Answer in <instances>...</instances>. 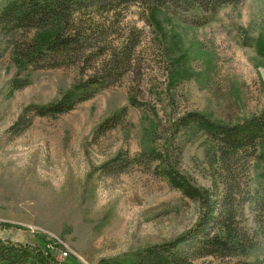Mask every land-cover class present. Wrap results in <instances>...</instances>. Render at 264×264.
<instances>
[{"label":"rangeland","instance_id":"374dc122","mask_svg":"<svg viewBox=\"0 0 264 264\" xmlns=\"http://www.w3.org/2000/svg\"><path fill=\"white\" fill-rule=\"evenodd\" d=\"M138 12L129 7L120 24L141 32L132 70L55 117L32 116L27 108L60 100L77 70L27 69L19 76L28 83L10 91L16 67L8 53L0 58V236L47 241L56 259L62 248L67 255L59 264H116L191 228L196 204L153 167L127 158L139 153L141 141L168 147L181 173L209 186L203 136L174 133L173 120L197 111L234 122L264 110V0L226 5L201 26L161 14L160 31ZM121 108V123L97 133ZM263 170L264 163L250 165V188L258 189ZM244 216L254 230L250 204ZM242 260L264 264V236L246 258L224 264Z\"/></svg>","mask_w":264,"mask_h":264},{"label":"trees","instance_id":"16d2710c","mask_svg":"<svg viewBox=\"0 0 264 264\" xmlns=\"http://www.w3.org/2000/svg\"><path fill=\"white\" fill-rule=\"evenodd\" d=\"M240 1L0 0V58L8 53L16 67L9 90L28 83L27 77L19 76L27 69L73 67L79 76L60 100L27 108V113L41 117L68 112L132 70L141 32L135 26L120 30L129 7L137 6L139 19L160 31L161 14L201 26L224 6ZM124 112L121 108L105 119L96 132L117 126ZM171 126L174 133L203 136L209 186L196 185L181 173L168 147L158 149L141 141L139 153L127 161L153 167L170 188L196 204L197 218L179 235L131 251L116 264H224L234 257L246 258L258 246L260 235L264 236V170L258 175V189L250 188L248 180L250 165L264 163V110L234 122L189 111L175 118ZM121 158L115 156L113 164L118 167ZM246 204L251 205L254 230L245 224ZM206 258L218 263L204 261ZM0 264L59 261L47 241L34 245L0 236ZM241 264L250 263L242 260Z\"/></svg>","mask_w":264,"mask_h":264},{"label":"built area","instance_id":"2783aa9c","mask_svg":"<svg viewBox=\"0 0 264 264\" xmlns=\"http://www.w3.org/2000/svg\"><path fill=\"white\" fill-rule=\"evenodd\" d=\"M61 249H59V252H58V258H57L58 260L62 259V257H65L67 255V253Z\"/></svg>","mask_w":264,"mask_h":264}]
</instances>
